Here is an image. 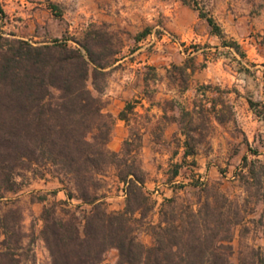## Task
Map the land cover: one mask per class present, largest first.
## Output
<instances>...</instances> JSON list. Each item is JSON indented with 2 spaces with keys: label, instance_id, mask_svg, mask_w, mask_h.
<instances>
[{
  "label": "trees",
  "instance_id": "1",
  "mask_svg": "<svg viewBox=\"0 0 264 264\" xmlns=\"http://www.w3.org/2000/svg\"><path fill=\"white\" fill-rule=\"evenodd\" d=\"M197 5L199 16L219 37L221 46L244 56L240 44L226 39L215 19ZM47 7L54 16H61L56 3L49 2ZM5 16L0 6V17ZM151 30L146 27L135 34L134 42ZM123 46L106 23L90 22L78 36L42 41L0 32V264H31L25 202L16 195L27 183L28 173L39 178L49 174L60 184L59 189L29 195L30 203H43L39 237L48 264H264L262 248L245 242L239 246L236 262L232 260L237 227L241 226L242 238L246 215L264 198V152L260 150L264 133L255 135L253 141L259 142L255 147L243 138L251 157L241 156L242 197L230 195L218 181L197 180L177 184L193 187L192 197L174 193L157 206L153 192L145 186L144 131L130 126L132 104L127 103L118 114L129 124L121 148L108 146L115 118L104 110L102 95ZM195 68L188 58L173 65L181 88L187 87ZM170 77L176 78V73ZM216 100L217 96L210 105L212 117L224 123L222 106L216 108ZM247 102L264 124V99L247 98ZM194 115L202 121L196 123ZM178 120L184 149L169 180L179 174L188 155L197 153L194 132L209 118L197 106L182 107ZM109 170L124 194L122 207L115 210L108 209L103 192ZM57 190H63L65 198L48 200V193L54 196ZM141 226L150 235V244L139 238ZM110 249L116 250L117 257L105 262Z\"/></svg>",
  "mask_w": 264,
  "mask_h": 264
},
{
  "label": "rangeland",
  "instance_id": "2",
  "mask_svg": "<svg viewBox=\"0 0 264 264\" xmlns=\"http://www.w3.org/2000/svg\"><path fill=\"white\" fill-rule=\"evenodd\" d=\"M82 0H0V6L4 10L6 16L0 17V32L12 33L15 36L23 37L31 41L50 40L59 38L63 35H79L86 27L85 21L81 18L79 11ZM183 0H118L119 5L114 13V21L106 23L109 30L116 32L121 38L123 45L121 55L127 50L136 51L142 48L139 53L143 52L149 55L153 52H163L169 46L176 48L182 52L185 58H193L197 53L200 54V63L208 66L211 62L218 60L217 75L225 78L224 84H219L220 89L211 87L209 91H214L217 96V108H221V114L224 116V125L215 123L212 117V111L208 105V99L195 100V104L203 108L208 115L209 120L200 126L198 131L194 132L197 141L196 148L198 155L196 157H188L182 163L179 169V178L176 183H170L168 180L171 175L174 164L180 162V156L176 161L170 162L167 157L143 163L149 166V173L153 174L152 179L159 180L158 187L149 186V190L155 193L167 192L169 196L174 193L181 196L192 197L193 187H178L185 177H189V181H218L222 187L230 195L243 196V189L239 185L238 172L241 167V156L247 152L243 138L246 137L252 147L259 146V142L253 141L255 135L264 133V124L256 119L248 105L247 98L252 100L264 99V0H187L185 2L198 11L201 7L207 14L211 15L216 21L223 25L224 35L226 39L235 40L240 44L244 56H240L229 47L216 46L220 41H206V43H186L181 41L176 35L177 42L169 41L161 38L156 31L153 37L149 36L148 40H144L141 44L134 42V36L142 31L146 26L157 29L164 26V19L171 15L174 11L176 2ZM49 2L56 3L61 10V16H54L48 9ZM184 3V2H183ZM140 14L141 22L127 19L129 15ZM159 26V27H157ZM195 53L194 55H191ZM135 56V55H133ZM117 63V62H116ZM121 61L118 60L116 66L112 69V73L117 69H121ZM170 64L167 77L169 74H175L176 78H169L173 84L179 82V77L173 65ZM179 65V64H176ZM142 72H151L142 67ZM108 78V80H109ZM108 85V83H107ZM107 87V86H106ZM106 89V88H105ZM224 101V106L220 101ZM164 107L169 110V114H173V104L165 102ZM208 110L209 112H207ZM171 116V115H169ZM179 116V115H178ZM196 123L201 122L199 116L194 115ZM149 118L148 116L144 119ZM169 119V117H167ZM144 119L138 120L136 116H130V126L140 127ZM148 133L151 134L152 149L154 153L161 154L172 148V151H179L177 146L183 136L179 130L172 131L170 125L162 126L159 120L152 121L149 126ZM129 132V130H128ZM146 133L144 130L143 134ZM128 135V134H127ZM143 137V135H142ZM169 145L171 147H167ZM143 142L141 146V155L143 156ZM264 152V147H260ZM250 158L251 155L248 154ZM262 157V156H260ZM106 186L103 192L106 195L105 201L109 210L119 209L123 205L124 197L121 190L122 184L119 183L112 170L105 174ZM27 183L22 190L16 194L24 200L25 208V229L29 232L30 240V258L31 264H48V253L42 240L39 237L41 221L39 213L42 208V202H29L30 194H41L49 192L53 189H59L60 184L57 179L47 174L44 178L34 177L28 173ZM168 182L173 186L172 191H167L163 183ZM13 196V194H9ZM64 199L63 190H57L56 194L48 193V200ZM76 203L75 200L72 201ZM158 206V205H157ZM85 207V206H83ZM156 220V214L152 217ZM244 235L241 238L238 226L234 239L232 241L234 253L232 260L236 262L238 249L241 243H249L259 245L264 251V198L259 200L254 207V211L246 215L243 222ZM139 238L145 243L150 244L151 238L144 226L138 229ZM117 257L115 249H110L105 255V262H114Z\"/></svg>",
  "mask_w": 264,
  "mask_h": 264
},
{
  "label": "crops",
  "instance_id": "3",
  "mask_svg": "<svg viewBox=\"0 0 264 264\" xmlns=\"http://www.w3.org/2000/svg\"><path fill=\"white\" fill-rule=\"evenodd\" d=\"M118 5V0H82L79 11L82 16L81 19L85 21V27L90 22L111 23L114 21V16H116L114 11ZM127 19L141 22V15L130 14ZM216 22L224 32L223 25L218 21ZM163 28L167 32L180 37L181 41L185 40L186 43L204 44L206 41L210 40L213 42L220 41L217 35L211 33L206 20L199 16L198 11L192 8L189 4L181 1L176 2L174 11L171 15L165 17ZM142 42L143 41L141 40L138 43L141 44ZM219 46H221V44L213 47L218 48ZM126 47H128V45H124L123 49ZM141 49L142 48L140 47L136 51L127 50L125 54L121 55L119 61L122 63V68H119L112 73L102 97L106 101L104 110L111 113L115 118L113 136L108 143V146L113 150H119L121 148L122 141L128 134L129 124L125 119L118 117L119 112L124 109L127 103L133 105V113L128 114H133L138 120H142L146 116L149 117L144 119V122L140 124V129L146 131L142 137L143 156L141 155V159L143 168L147 171V175L153 177V174H150L153 172H148L149 166L144 165L143 163H146L149 160H155L158 162L160 157L163 158L165 156L170 162L176 161L177 156H180L181 161L184 146L181 140L177 146V149L179 150L178 152L175 150L172 151L171 148L170 150L168 149L167 152L165 151V153L161 154V156L157 152L154 153L152 149V144L154 142L151 140V134L148 133L152 121L159 120L161 126L164 127L170 125L172 131L179 130L180 124L178 115L180 109L182 107H185L186 109H192L193 107L196 108L197 105L194 102L201 98L204 100L208 99V105L210 107L215 92L209 91L208 89L211 86L218 90L220 89L219 84H224L226 80L223 76L217 75L218 60L211 62L208 66H201L203 63L199 62L201 58L200 54L197 53V56L195 55V57L193 56V58H190L196 68L190 73L187 79V87L181 88L177 82L173 84V82L167 77V71L170 64H182L186 59L181 51L171 45L163 52L158 51L145 55L143 52L139 53ZM194 54L195 53H192L191 55ZM144 65L151 70L149 74L148 72H142V67ZM165 102L173 104L174 107L171 109L173 114H169V110L164 107ZM165 115L169 117V119L165 117ZM256 119L258 120L257 117ZM214 121L219 125H224V123H219L215 119ZM166 146L171 147L169 145ZM196 155H198V151L195 155H188L186 158L190 156L196 157ZM151 177H147L145 182L147 189H149V186H152L153 188L155 186L158 187L160 184L159 180L156 181ZM178 178L179 174L168 180L170 183L174 184L179 181ZM185 178L186 180H182L181 183L189 181V177ZM163 184L167 186V191L173 190V186L169 185L167 181ZM153 196L157 199L158 205L163 197L169 195L167 192H159L156 189L155 193L153 192Z\"/></svg>",
  "mask_w": 264,
  "mask_h": 264
},
{
  "label": "built area",
  "instance_id": "4",
  "mask_svg": "<svg viewBox=\"0 0 264 264\" xmlns=\"http://www.w3.org/2000/svg\"><path fill=\"white\" fill-rule=\"evenodd\" d=\"M157 27H159V26H157ZM156 31H159V32H158V35H159L161 38H165V39H167V40H169V41H173L174 43L177 42V38H176V36L173 35V34L170 33V32H167V31H166L164 28H162V27H159V28H157V29H152L151 32H150V33H149L144 39H142V41H144V40L147 41L149 36L153 37V36L155 35Z\"/></svg>",
  "mask_w": 264,
  "mask_h": 264
}]
</instances>
